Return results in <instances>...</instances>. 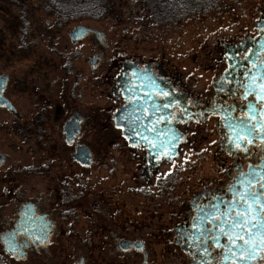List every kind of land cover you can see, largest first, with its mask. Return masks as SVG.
<instances>
[{"label": "flooded vegetation", "instance_id": "af4514ba", "mask_svg": "<svg viewBox=\"0 0 264 264\" xmlns=\"http://www.w3.org/2000/svg\"><path fill=\"white\" fill-rule=\"evenodd\" d=\"M79 27L83 34H72ZM254 28L220 43L213 78L201 89L159 61L112 51L113 42L93 24L67 30L61 72L77 75L75 82L93 94L100 87L110 104L99 115L82 107L76 86L56 106V139H46L41 157L2 174L5 186L12 187L15 174L27 182L23 190L0 194V261L158 264L142 222L127 227L131 209L141 218L146 210L168 218L167 227L148 229L168 236L164 264H264L258 226L264 217V13ZM4 75L1 94L13 109L0 107L20 118L6 94L13 73ZM45 103L12 131L46 138ZM98 126L104 129L99 147L93 144ZM117 141L122 145L109 154ZM0 154L1 167L6 156Z\"/></svg>", "mask_w": 264, "mask_h": 264}, {"label": "rangeland", "instance_id": "374dc122", "mask_svg": "<svg viewBox=\"0 0 264 264\" xmlns=\"http://www.w3.org/2000/svg\"><path fill=\"white\" fill-rule=\"evenodd\" d=\"M115 1L112 10L98 14L90 0L82 3L84 12L69 13L56 3L54 8L47 9L42 0H0V72L13 73V79L16 78L15 81L10 79L6 94L21 115L17 118L0 107V152L6 156V162L0 167V179L9 170L25 168L32 160L41 157V149L47 147L46 139L49 143L56 139L52 133L58 129L56 106L60 98H70L76 86V97L79 96L78 102L82 107L96 108L98 115L108 109L110 102L105 99L100 87L95 94L89 92L84 83L75 82L77 75L63 73L57 65L67 55L64 53L67 30L79 23L93 24L106 33L111 44L113 42L112 51H126L125 55L159 61L182 77H191L193 85L201 89L209 85L213 78L211 69L215 58L222 52L219 50L220 43L253 32L259 15L264 13V0ZM45 102L50 107L46 138L41 136L36 141L37 136L32 135V138L25 139L12 131L13 123L29 121L30 114L36 113ZM103 132L104 129L98 126L93 142L98 141L97 147L104 146L101 142ZM121 145V141H117L108 153ZM114 157L117 162H123L120 153L114 154ZM104 161L108 163L111 160L105 158ZM16 175L9 177L12 187L0 183L1 195L7 189L13 194L23 190L27 180L21 182V177ZM146 211L141 218L128 210L127 227L142 222L151 256L158 264H164L163 253L170 249L165 242L168 236L148 235L151 232L148 229L167 227L168 218L160 211L158 216ZM149 220L153 222L151 227Z\"/></svg>", "mask_w": 264, "mask_h": 264}, {"label": "trees", "instance_id": "16d2710c", "mask_svg": "<svg viewBox=\"0 0 264 264\" xmlns=\"http://www.w3.org/2000/svg\"><path fill=\"white\" fill-rule=\"evenodd\" d=\"M88 0H47L49 3H57L62 6L65 12H79L82 11V8L78 7H72L73 4L78 3H86ZM95 5L96 12L99 13H105L109 12L110 9L112 10V6H114L115 0H90ZM212 2H210L211 5ZM152 7H156L155 4H151ZM155 12V11H154ZM156 13V12H155ZM0 264H3L0 261Z\"/></svg>", "mask_w": 264, "mask_h": 264}, {"label": "water", "instance_id": "95a60500", "mask_svg": "<svg viewBox=\"0 0 264 264\" xmlns=\"http://www.w3.org/2000/svg\"><path fill=\"white\" fill-rule=\"evenodd\" d=\"M76 32H78L80 35H82L83 32H84V27H79V28H77L74 32H72V34H73V33H76ZM6 80H7V76H5V75H4V76H0V104H1V105H7L9 109H13L12 106H11V103L9 102V100L6 99V98L1 94V91H2V89H3V87H4V84H5ZM2 160H3V155L0 154V162H1ZM88 162H89V160L86 161V163H88Z\"/></svg>", "mask_w": 264, "mask_h": 264}, {"label": "snow or ice", "instance_id": "6c2138e0", "mask_svg": "<svg viewBox=\"0 0 264 264\" xmlns=\"http://www.w3.org/2000/svg\"><path fill=\"white\" fill-rule=\"evenodd\" d=\"M248 195L252 196L253 199H255V194L249 193ZM261 207L264 208V199L261 200ZM241 220L243 219L242 217L240 218ZM260 228L264 229V217L261 218V221L258 225ZM253 228H256L257 225L253 224L252 225ZM242 239V238H241ZM232 243L235 244L236 240H232ZM247 243V241H245V244ZM245 259H247V257H245Z\"/></svg>", "mask_w": 264, "mask_h": 264}]
</instances>
